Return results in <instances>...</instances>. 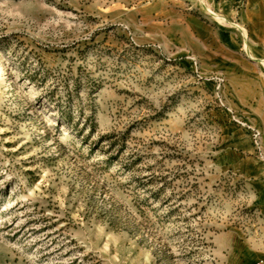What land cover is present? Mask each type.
Segmentation results:
<instances>
[{
	"label": "rangeland",
	"instance_id": "obj_1",
	"mask_svg": "<svg viewBox=\"0 0 264 264\" xmlns=\"http://www.w3.org/2000/svg\"><path fill=\"white\" fill-rule=\"evenodd\" d=\"M0 264L264 260V0H0Z\"/></svg>",
	"mask_w": 264,
	"mask_h": 264
},
{
	"label": "built area",
	"instance_id": "obj_2",
	"mask_svg": "<svg viewBox=\"0 0 264 264\" xmlns=\"http://www.w3.org/2000/svg\"><path fill=\"white\" fill-rule=\"evenodd\" d=\"M252 264H264V260L258 259L256 261H254Z\"/></svg>",
	"mask_w": 264,
	"mask_h": 264
},
{
	"label": "bare ground",
	"instance_id": "obj_3",
	"mask_svg": "<svg viewBox=\"0 0 264 264\" xmlns=\"http://www.w3.org/2000/svg\"><path fill=\"white\" fill-rule=\"evenodd\" d=\"M1 61V60H0Z\"/></svg>",
	"mask_w": 264,
	"mask_h": 264
}]
</instances>
